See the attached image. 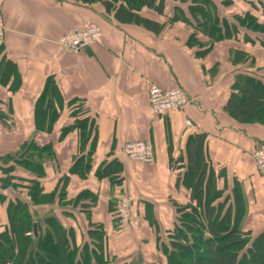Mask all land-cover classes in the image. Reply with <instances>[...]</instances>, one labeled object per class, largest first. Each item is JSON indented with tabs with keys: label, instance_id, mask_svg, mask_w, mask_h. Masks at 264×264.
Segmentation results:
<instances>
[{
	"label": "crops",
	"instance_id": "obj_1",
	"mask_svg": "<svg viewBox=\"0 0 264 264\" xmlns=\"http://www.w3.org/2000/svg\"><path fill=\"white\" fill-rule=\"evenodd\" d=\"M104 1L112 0H0L6 28L0 47V103L13 122L11 129L0 125V158L32 138L40 146L50 144L54 156L44 164L42 189L58 195L63 184L66 194L64 202L56 195L51 205L31 209L40 218L49 212L74 232L77 245L86 240L89 223L101 226L116 262L166 264L160 246L173 228L175 204L190 203L182 179L192 173L191 147L198 143L205 172L214 173L217 189L229 195L234 184L240 187L245 202L240 229L253 236L264 231V176L256 174L253 161L264 146V125L240 123L226 109L237 76L264 84V47L241 37L215 42L197 31L189 14L195 0H163L161 14L147 8L133 11L161 25L158 34L117 21ZM210 1L231 23L235 14L253 12L247 2L264 5V0ZM86 21L100 28L99 42L78 53L61 50L58 39ZM235 53L245 59L235 60ZM151 84L181 88L190 103L183 111L155 118L148 104ZM37 103L57 112L54 121L46 115V123L53 124L49 132L36 131ZM82 120L87 123L84 134L74 129L61 137L63 129ZM132 141H150L152 164L122 155V146ZM87 156L91 161L85 163L84 176L70 172L77 158ZM15 175L27 178L21 170ZM121 191L133 198L140 215L139 227L132 231L115 229L112 207ZM81 193L94 201L86 198L74 205ZM10 197L27 201L26 191ZM89 204V209L82 207ZM7 226L3 202L0 234Z\"/></svg>",
	"mask_w": 264,
	"mask_h": 264
},
{
	"label": "trees",
	"instance_id": "obj_2",
	"mask_svg": "<svg viewBox=\"0 0 264 264\" xmlns=\"http://www.w3.org/2000/svg\"><path fill=\"white\" fill-rule=\"evenodd\" d=\"M194 2L197 6H191L189 14L192 26L197 31L215 42L241 37L244 43L256 40L264 47L262 2H247L253 4H251L253 12L235 14L232 17L233 23L227 18L220 17L210 0ZM224 3L230 4V1L225 0ZM103 5L119 22L135 24L156 34L163 28L158 23L133 12L147 8L161 14L163 0H112L104 1ZM183 21L189 20L183 18ZM192 37L194 38V34ZM232 89L235 90V94L231 95L226 106L229 115L240 123L264 125V84L250 76L239 75ZM46 115L49 116L48 119L54 121L57 112L53 108L42 109L37 103L36 131L51 130L53 124L46 123ZM0 125L7 129L13 127L12 118L4 113L1 103ZM86 125L84 120L76 121L72 126L63 129L61 137L74 129L83 133ZM94 143L95 141L91 143L90 154ZM262 147L264 146L259 148ZM53 156L50 144L40 146L32 138L22 143L15 152L0 158V203H7L8 216V226L0 234V264H137L133 260L116 262V258L107 251L106 235L101 226L89 223L86 240L77 245L74 232L64 228L54 216L40 218L30 209L51 205L55 201L57 190L45 194L41 185L45 177L44 164L51 161ZM190 158L192 173L185 174L182 179L183 186L190 192V203L183 206L175 204L176 218L173 228L167 232V242L160 246L166 264H264V231L253 236L250 231L240 229L245 215V202L239 185L234 184L229 195H225V189H217L214 173L205 172L198 143L191 147ZM87 159L91 161L90 156L84 161L82 157L77 158L75 167L73 166L70 172L75 171L84 176ZM17 170L25 172L27 178L17 177L15 175ZM115 183L120 184V181ZM4 186L21 195L26 191V199L32 206L18 197H3L1 189ZM116 186L120 187L121 184ZM57 197L59 202L65 201L63 184ZM86 198L94 201L90 194L81 193L73 204L76 205ZM82 207L89 209L91 205ZM113 209L112 207V212ZM86 215L88 218L89 210L86 211ZM115 229L119 231L117 224Z\"/></svg>",
	"mask_w": 264,
	"mask_h": 264
},
{
	"label": "built area",
	"instance_id": "obj_3",
	"mask_svg": "<svg viewBox=\"0 0 264 264\" xmlns=\"http://www.w3.org/2000/svg\"><path fill=\"white\" fill-rule=\"evenodd\" d=\"M102 36L100 28L86 21L74 27L58 39V46L68 53H78L97 44ZM6 28L0 12V47L5 45ZM190 100L181 88L164 90L151 84L148 88V104L151 116L164 117L172 112L183 111ZM122 155L134 163L150 164L153 161V147L150 141H132L121 148ZM254 169L257 175L264 176V147L253 155ZM9 187H3L1 194L8 197ZM113 214L119 231H132L139 227L140 215L133 208V198L128 193H118L114 201ZM30 235V234H29Z\"/></svg>",
	"mask_w": 264,
	"mask_h": 264
},
{
	"label": "rangeland",
	"instance_id": "obj_4",
	"mask_svg": "<svg viewBox=\"0 0 264 264\" xmlns=\"http://www.w3.org/2000/svg\"><path fill=\"white\" fill-rule=\"evenodd\" d=\"M238 4V3H237ZM240 10V9H239ZM241 12V11H240ZM243 14V13H242ZM255 34V33H254ZM250 35H253L252 33H250ZM245 59V57L244 56H242V55H240V54H236L235 53V60H244ZM248 61V60H247ZM244 65V64H243ZM154 159V158H153ZM153 163V161L150 163V164H152ZM139 164H141V163H139ZM141 165H148V164H141ZM4 187H8V186H4ZM3 188V187H2ZM10 188V187H9ZM2 190V189H1ZM118 193H127L126 191L125 192H118ZM12 194H14L13 192H12V190L10 189V191H9V196L8 197H10V195H12ZM3 197H5V198H8V197H6V196H4V195H2ZM27 200V202H28V204H29V201H28V199H26ZM30 205V204H29ZM30 206H32V205H30ZM38 207H40V206H38ZM31 209V208H30ZM33 212H35V210H33V209H31ZM39 216H41L39 213H37ZM50 213L49 212H44L43 214H42V217L43 216H47V215H49ZM113 216H114V214H113ZM115 218V217H114ZM116 220V219H115ZM116 224H117V220H116ZM45 260L46 261H49V259L48 258H45ZM137 262V264H142L140 261H136Z\"/></svg>",
	"mask_w": 264,
	"mask_h": 264
},
{
	"label": "water",
	"instance_id": "obj_5",
	"mask_svg": "<svg viewBox=\"0 0 264 264\" xmlns=\"http://www.w3.org/2000/svg\"><path fill=\"white\" fill-rule=\"evenodd\" d=\"M33 228H34V230H35V229H36V226L34 225V227H33Z\"/></svg>",
	"mask_w": 264,
	"mask_h": 264
}]
</instances>
